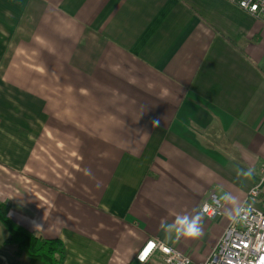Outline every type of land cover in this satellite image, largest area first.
I'll return each instance as SVG.
<instances>
[{"label":"crops","instance_id":"1","mask_svg":"<svg viewBox=\"0 0 264 264\" xmlns=\"http://www.w3.org/2000/svg\"><path fill=\"white\" fill-rule=\"evenodd\" d=\"M251 189L264 212V17L230 0H0V204L60 240L64 264H129L148 240L200 264ZM185 216L201 234L166 239ZM8 236L0 264H27Z\"/></svg>","mask_w":264,"mask_h":264},{"label":"built area","instance_id":"2","mask_svg":"<svg viewBox=\"0 0 264 264\" xmlns=\"http://www.w3.org/2000/svg\"><path fill=\"white\" fill-rule=\"evenodd\" d=\"M248 15L264 17V0H230ZM258 190L251 189L218 238L208 257L200 264H264V212L251 202ZM221 203L213 194L201 204L200 213L208 219L220 215ZM155 253L162 256L164 264H192L182 253L163 243L148 240L135 255V260L145 264Z\"/></svg>","mask_w":264,"mask_h":264},{"label":"trees","instance_id":"3","mask_svg":"<svg viewBox=\"0 0 264 264\" xmlns=\"http://www.w3.org/2000/svg\"><path fill=\"white\" fill-rule=\"evenodd\" d=\"M0 224L9 236L5 245H16L18 254H25L27 264H64L66 252L58 239H42L16 224L8 216V206L0 204ZM129 264H140L133 259Z\"/></svg>","mask_w":264,"mask_h":264},{"label":"clouds","instance_id":"4","mask_svg":"<svg viewBox=\"0 0 264 264\" xmlns=\"http://www.w3.org/2000/svg\"><path fill=\"white\" fill-rule=\"evenodd\" d=\"M230 203V202H229ZM182 225L180 226V231L176 233L175 231L169 235L165 233L166 239L172 238L176 241L183 239H193L201 234V224L200 220L195 217L185 216L182 217Z\"/></svg>","mask_w":264,"mask_h":264},{"label":"rangeland","instance_id":"5","mask_svg":"<svg viewBox=\"0 0 264 264\" xmlns=\"http://www.w3.org/2000/svg\"><path fill=\"white\" fill-rule=\"evenodd\" d=\"M0 231H1L2 233H4V235H6V231L3 229L2 226L0 227Z\"/></svg>","mask_w":264,"mask_h":264}]
</instances>
